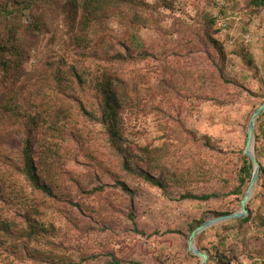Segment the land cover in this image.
<instances>
[{"label":"rangeland","instance_id":"obj_1","mask_svg":"<svg viewBox=\"0 0 264 264\" xmlns=\"http://www.w3.org/2000/svg\"><path fill=\"white\" fill-rule=\"evenodd\" d=\"M131 1L122 15L83 25V9L69 0H0V159L17 161L30 122L51 127L58 97H77L100 116L96 85L104 72L116 73L133 95L121 113L122 144L165 188L126 176L105 127L76 115L67 127L77 140L36 136L42 147L60 146L68 182L52 184L56 196L31 197L42 200L54 241L75 261L95 255L85 264H108L109 252L126 264H200L188 251L192 229L240 210L242 151L264 102V8L251 0ZM261 148L255 141L264 169ZM188 193L216 197L181 199ZM17 206L25 212L23 200ZM248 209V223L201 234L197 247L212 256L208 264L264 259V179ZM1 215L16 218L17 209L0 206ZM0 264L33 263L9 256Z\"/></svg>","mask_w":264,"mask_h":264},{"label":"trees","instance_id":"obj_2","mask_svg":"<svg viewBox=\"0 0 264 264\" xmlns=\"http://www.w3.org/2000/svg\"><path fill=\"white\" fill-rule=\"evenodd\" d=\"M69 1L77 8L83 9V25H90L93 21L101 22L106 20L110 14L117 16L122 15L123 10L127 8L126 5L134 4L131 0ZM251 6L256 9L264 8V0H251ZM128 8L132 9V7ZM136 16L141 17L138 13ZM213 42L218 46L216 41ZM120 57V54L115 55L114 61L120 60ZM75 72L77 80L83 84L80 74H78L77 71ZM191 75L193 76V74ZM101 78L102 80L98 81L96 85L97 90L95 92V98L99 101L97 106L99 109L98 111H100V116L97 114L96 109L86 106L84 101L77 97H71V101L58 97L57 105L52 109L54 111L52 112L51 127L46 130L37 122H30L28 124V133L24 140L23 149L20 150L17 161L14 163H7L0 159V206L8 210L17 209L16 218L11 219L9 217H3L2 215L0 216V258L2 257L4 260H8L9 256H13L14 259L22 260L23 262L24 260H28L33 264H85L91 258H95V255H87L80 257L79 261H75L74 257L69 256L66 252L70 249L64 244L60 245L54 241L56 238L54 226H49L46 224L47 222L44 221V215L41 212L43 207L42 200L31 197V195L35 193H43L48 197L56 196L52 184L59 183V181L62 180L66 183L68 182V179L65 177L67 173L65 172V164L61 159L60 162L58 161V151L54 149V147L60 148V146L51 147V145H49L48 147L43 145L42 147L41 140L43 139H37L36 136L38 134L45 136L48 133V135L53 136V138L77 140L78 136L76 133H69L70 130L67 127V124L77 122L76 115L82 116L91 123H101L105 127L106 133H108L110 137L111 148L123 159L122 171L126 176L138 177L152 186L165 188L166 185L162 179L155 177L151 172L138 168L140 163L136 161V156L132 153L134 149L125 147L122 144L120 131L122 129L123 120L121 113L132 103L133 95L131 97L130 94V92L132 93L131 85L125 83L116 73L110 74L104 72ZM60 82L62 81L60 80ZM135 86L136 85H134L133 88L136 89L137 86ZM60 92V95H62L65 91ZM263 120L264 112L258 119L257 130L259 131L262 129ZM258 137L259 134H255L256 149H260L262 146V154L264 155V143L261 142L258 144ZM134 162H137L139 165H136ZM239 171L241 173L240 184L234 190V195L241 196L242 200L253 174V163L244 154V149L242 151V164ZM263 179L264 169L261 168L258 187L261 185ZM22 181H24L27 186H20L19 188L18 183ZM72 181L75 183L74 180ZM124 188L126 191L128 190L125 186ZM245 188H247L246 191ZM28 189H31L33 193H29ZM212 197H216V195L199 196L188 193L182 195L181 199L209 201ZM22 200L23 203L26 204L24 213H20V209L17 206ZM233 213L216 214L215 218ZM206 221L208 220L197 223L192 229V232ZM235 221L242 225L250 221V216L245 219H236ZM134 230L139 232L136 228ZM200 238L201 235L196 238V245ZM4 252L7 253L6 256H4ZM107 254L111 257V261L108 264H126L125 261L115 257L114 253L107 252ZM211 257L212 256L209 254L210 259ZM236 257V252L233 251L232 259ZM254 261V264H264V259L261 257L255 258ZM133 263L140 264L136 262ZM227 264L232 263L229 260Z\"/></svg>","mask_w":264,"mask_h":264},{"label":"water","instance_id":"obj_3","mask_svg":"<svg viewBox=\"0 0 264 264\" xmlns=\"http://www.w3.org/2000/svg\"><path fill=\"white\" fill-rule=\"evenodd\" d=\"M264 112V102L254 111L247 130V139L244 147V154L251 160L253 163V174L250 180L248 189L241 200L240 210L236 213L218 217L214 219H210L200 225L197 229H195L188 240V251L194 256L198 257L201 262L200 264H208L209 255L206 252H203L196 245V238L204 233L205 231L211 229L212 227L219 225L221 223H225L228 221L236 220V219H245L249 215L248 203L252 199L254 192L257 187V183L261 174V163L258 160L255 153V131L257 127V122L260 115Z\"/></svg>","mask_w":264,"mask_h":264},{"label":"built area","instance_id":"obj_4","mask_svg":"<svg viewBox=\"0 0 264 264\" xmlns=\"http://www.w3.org/2000/svg\"><path fill=\"white\" fill-rule=\"evenodd\" d=\"M262 129H263V132H264V120L262 122ZM264 143V142H263Z\"/></svg>","mask_w":264,"mask_h":264}]
</instances>
